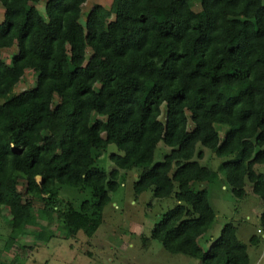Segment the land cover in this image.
Returning a JSON list of instances; mask_svg holds the SVG:
<instances>
[{"label":"trees","instance_id":"obj_1","mask_svg":"<svg viewBox=\"0 0 264 264\" xmlns=\"http://www.w3.org/2000/svg\"><path fill=\"white\" fill-rule=\"evenodd\" d=\"M42 1L0 0V208L9 240L35 217L47 228L38 241L53 237L55 220L66 238L92 237L120 172L140 168L135 197L152 190L176 202L152 240L202 264H249L257 240L239 242L231 223L207 250L198 245L215 211L206 189L193 186L221 178L240 200L249 184L264 226V0H111L84 23L86 0H46L41 11ZM11 48L6 62L2 50ZM28 70L34 87L17 92ZM160 143L170 152L153 163ZM110 145L117 153L107 173L95 164ZM203 149L222 160L218 171L199 163ZM64 186L89 198L64 201Z\"/></svg>","mask_w":264,"mask_h":264},{"label":"rangeland","instance_id":"obj_2","mask_svg":"<svg viewBox=\"0 0 264 264\" xmlns=\"http://www.w3.org/2000/svg\"><path fill=\"white\" fill-rule=\"evenodd\" d=\"M45 1L38 5L39 10H43ZM96 4L108 9L111 0H86L80 18L82 23ZM196 13L203 18L200 8H196ZM15 51V48L2 50L4 60L9 62ZM90 56L91 51L88 49L86 59ZM36 78V74L28 70L16 91L33 88ZM163 118L162 116L161 119ZM215 129L223 139L225 127L216 125ZM203 151L204 157L199 163L218 171L222 160L207 149ZM169 152L170 149L160 143L155 151L153 163L161 162ZM112 153H117L114 145L108 146L101 154L96 161V167L107 173L112 171L115 168L109 160ZM140 173V168L120 172L123 175V178H119L120 185L115 192L110 193L111 201L101 214L102 223L90 238L82 235V232L75 237L66 238L62 226L55 220L48 227L53 237L38 241L34 236L47 231V228L44 222L35 217L29 222L19 240L11 241L8 237L11 229L9 212L0 208V264H202L185 255L168 253L159 242L151 239L153 226L162 214L176 205V202L171 198L158 200L153 196L152 190L135 197L133 183L137 181ZM202 188L207 191V198L215 211V219L208 231L198 240V245L207 250L210 243L219 236L222 227L231 223L237 230L239 242L248 245L251 237L257 240L255 246H248L249 264H264V226L260 221L263 203L256 195L250 194V185L245 186L248 197L240 200L234 197L230 187L221 178L213 184L193 186L194 191ZM17 189L21 191L23 184H19ZM60 198L64 201L71 200L78 206L87 200L89 195L85 191L78 192L64 186ZM33 205L40 208L42 203L35 200Z\"/></svg>","mask_w":264,"mask_h":264}]
</instances>
